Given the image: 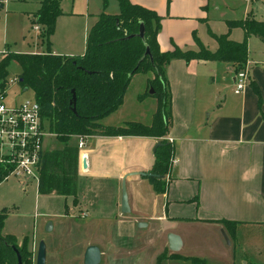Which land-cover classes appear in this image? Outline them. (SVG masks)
Wrapping results in <instances>:
<instances>
[{
    "label": "crops",
    "instance_id": "1",
    "mask_svg": "<svg viewBox=\"0 0 264 264\" xmlns=\"http://www.w3.org/2000/svg\"><path fill=\"white\" fill-rule=\"evenodd\" d=\"M131 1L156 10L162 16L158 34L162 51L174 49L175 44L184 49H198L194 32H198L202 24H208V13L204 7L206 0ZM255 1L251 0V4L254 5ZM249 9L244 18L250 11H254L253 6ZM98 15L93 17L87 30L85 27L82 44L73 37L69 38L65 48L59 47L55 43L58 20L46 51L29 52L69 56L83 54L88 31L97 21ZM237 28L245 34L242 27H235L230 31V38L241 41L238 39L240 37H235ZM253 41L264 47L259 37L253 35L249 38V56L245 64L249 80L242 93L234 92L238 72L232 62L200 59L186 61L179 58L168 64L172 123L167 139H173L170 142L175 148V161L168 175V191L157 193L148 176L134 174L127 177L131 185L152 186L151 197L159 210L153 218L173 226L203 223L223 227L231 240L235 241H238L242 229L264 228V56L253 50ZM251 80L259 86L261 99L250 85ZM158 141L157 137L149 136L87 137L86 146L80 152L77 196V204L85 219L83 223L87 224L85 227H106L109 230L115 227L117 221L134 225V218L121 213L122 193L116 190L106 196L101 186L105 181L121 182L128 172H150L155 162L150 159L149 149ZM84 154L87 167L82 164ZM81 178H85L83 190ZM129 196L131 211L137 212L139 192L136 187L129 190ZM222 220H228L234 225L228 228ZM121 236L122 233L114 228L109 243L120 247L127 242L119 240ZM90 244L98 245L104 254L99 241L91 240L83 250V258ZM51 246L47 244V261L56 255ZM167 246L169 248L168 243ZM37 247L34 241L32 249L35 256ZM170 251L169 255L179 252ZM116 260L118 258L111 254L108 264Z\"/></svg>",
    "mask_w": 264,
    "mask_h": 264
},
{
    "label": "trees",
    "instance_id": "2",
    "mask_svg": "<svg viewBox=\"0 0 264 264\" xmlns=\"http://www.w3.org/2000/svg\"><path fill=\"white\" fill-rule=\"evenodd\" d=\"M107 1L104 0V10L88 31L83 54L5 52L0 59V88L6 85L12 62L19 64L21 72L17 76L20 84L24 89L32 90L41 105L42 117L49 132L60 144L44 152L39 192L71 196L76 203L80 149L78 140L75 143L74 139L80 134L157 137L161 144L155 151V163L150 171L153 175L148 178L157 193H166L170 183L166 176L175 157V148L167 139L172 123L168 64L179 58L186 61H228L234 63L239 72L248 61L249 38L255 35L264 41V20L251 11L244 19L227 20L229 30L226 33L216 34L209 27L210 34L217 41L215 50L206 46L194 32L198 49H184L175 44L174 49L162 51L158 40L162 16L156 10L131 0H118L120 11L109 13L105 10ZM2 9L3 1L0 0V15ZM61 14L59 0L42 1L36 21L42 24L48 43ZM142 23L145 27L143 37L138 35ZM235 27L245 30L243 40L230 38V31ZM148 46L150 53L142 60ZM138 72L154 73L149 85L158 105L152 122L129 121L117 126L103 124L101 121L123 103L130 82ZM250 85L261 99L259 86L253 80ZM5 211L0 212V264H18L16 249L22 256L23 264H35L34 251L27 238L19 243L15 234L2 233L8 216ZM222 222L228 228L234 225L228 220ZM166 256L161 254L157 263ZM170 256L180 254L172 253Z\"/></svg>",
    "mask_w": 264,
    "mask_h": 264
},
{
    "label": "rangeland",
    "instance_id": "3",
    "mask_svg": "<svg viewBox=\"0 0 264 264\" xmlns=\"http://www.w3.org/2000/svg\"><path fill=\"white\" fill-rule=\"evenodd\" d=\"M2 1L0 59L5 52L46 51L49 43L43 35L42 24L36 21L37 13L44 0ZM255 2L252 5L251 0H206L208 24H202L197 32L198 37L209 45L210 49L215 50L217 43L210 34L209 27L214 33H226L228 32L227 20L243 19L252 6L254 8L252 12L258 18L264 19V0ZM59 5L63 15L61 18L59 16V21L57 20L55 43L65 48L69 38L75 37L82 44L85 27L87 30L93 17L104 10V0H59ZM106 11L111 13L119 11L118 0H108ZM37 25L40 29L36 27ZM236 33L235 37L244 39L243 30L237 28ZM252 47L255 52L264 56V47L254 41ZM20 72V65L12 62L8 77H15ZM153 77V72L136 73L121 106L101 122L105 125H124L129 121L150 124L158 105L157 97L149 85V79ZM6 93V102L9 104L15 100L34 96L32 90H24L20 83L9 85ZM75 138L76 143L78 138ZM57 144L59 145V141L55 135L47 133L44 147L51 149ZM155 147L156 144L149 149V156L153 162H155ZM84 183L85 178H81L82 190ZM131 184L126 179L128 196L129 190L133 187H136L139 192V210L131 211L132 213H123L121 210L122 214L134 218L135 222L134 225L130 222L129 224L116 222L114 228L122 233L119 240L127 241L122 245L119 244L120 247L109 243L114 228L108 230L106 227H85L87 224L83 223L85 219L82 216L81 207L77 204L78 201L74 202L70 196L40 193L38 181L35 178L25 185L17 177H11L0 184V212L6 209L5 212L8 215L2 233L15 234L19 243L27 238L31 248L34 247V241L37 245L41 240H44L48 247L52 245L56 255L54 258H49L47 264H84L83 250L91 240L99 241L104 251L100 264H108L111 254L118 258L112 264H158L161 254L167 256L161 258L159 264H246L244 261H248L247 264H264V228L242 229L238 234V241H235L231 240L223 227L215 225L165 224L162 220L153 218L159 210L154 206L151 197L152 186ZM122 185L123 179L121 182L105 181L101 187L104 194L110 196L116 190L122 193ZM129 203L131 206L130 196ZM73 207L74 211H72ZM48 222H52L51 231L46 228ZM223 231L226 232L229 240L226 239ZM169 233H176L183 240V248L178 252L180 256L169 255L171 252L167 246ZM242 258H245L244 261Z\"/></svg>",
    "mask_w": 264,
    "mask_h": 264
},
{
    "label": "built area",
    "instance_id": "4",
    "mask_svg": "<svg viewBox=\"0 0 264 264\" xmlns=\"http://www.w3.org/2000/svg\"><path fill=\"white\" fill-rule=\"evenodd\" d=\"M248 80V67H245L236 76L234 92L242 93ZM15 83H20L18 76L8 77L5 87L0 88V184L17 177L24 185L35 178L39 186L45 136L50 132L35 96L15 100L12 104L6 102V90ZM87 137L77 135L80 152L86 146ZM168 175L167 180L170 179Z\"/></svg>",
    "mask_w": 264,
    "mask_h": 264
},
{
    "label": "water",
    "instance_id": "5",
    "mask_svg": "<svg viewBox=\"0 0 264 264\" xmlns=\"http://www.w3.org/2000/svg\"><path fill=\"white\" fill-rule=\"evenodd\" d=\"M144 33H145V27H144V23H142L138 35L143 37ZM149 53H150V48L148 46L144 56L142 57V60ZM74 98H75V95H74ZM160 144H161V142L158 141L156 144L155 150L158 148V146ZM82 164L84 167H87L86 157L83 158ZM134 174H138V175H142V176L153 175L152 172H148V171H132V172H128L124 176L123 185H122V197H121V210L123 213H129L132 210L130 203H129V196H128V191H127V187H126V179L129 175H134ZM46 228L48 231H51L53 228L52 222H48ZM223 232L225 234L226 239L229 240V237L226 234V232L225 231H223ZM168 244H169L170 250L177 252L182 248L183 240H182L180 235H178L176 233H169L168 234ZM16 251L18 254V264H23L22 256H21L20 252L17 249H16ZM101 260H102L101 248L96 244L88 245L86 250H85V253H84V258H83L84 264H100ZM35 264H47V244L44 240H41L38 247H37L36 256H35Z\"/></svg>",
    "mask_w": 264,
    "mask_h": 264
}]
</instances>
